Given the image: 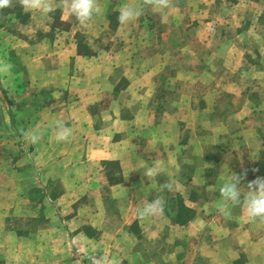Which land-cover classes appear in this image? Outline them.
<instances>
[{"label": "rangeland", "instance_id": "1", "mask_svg": "<svg viewBox=\"0 0 264 264\" xmlns=\"http://www.w3.org/2000/svg\"><path fill=\"white\" fill-rule=\"evenodd\" d=\"M114 1L94 0L99 12L83 26L68 12L70 1L60 4L58 9L72 17L73 31L88 33L78 36L76 41H84L94 52L111 54L115 65L108 66H122L120 61L124 58L119 48L127 40L118 38L111 28L119 11L118 6H110L109 2ZM104 2L108 6H103ZM213 9L215 13L219 11L220 28L228 26L224 20L229 15L227 8L207 10L211 13ZM242 10L233 11L243 14ZM100 13L105 14V18L112 14L115 22H101ZM178 13L176 10L170 13L171 19L178 24H157L159 30L169 28L167 38L149 39L155 44V66L164 65L168 69L161 75L160 82L164 81L155 94V130L145 129L144 125L135 134L136 147L141 154L129 171L136 178L141 174L143 180L128 184L123 181L124 173L118 164L107 163L101 173L102 181L79 184L80 191L72 193L77 197L49 199V196L66 195L64 192L73 189V184L52 181L48 176L51 166L45 165L42 189L31 190L37 196L42 191L41 200L27 202L24 213L10 217L7 224L20 231H0V242L6 239L0 245V264H40L35 260L40 254H43L42 264H264V219L249 221L241 205L230 202L225 205L219 192L229 172L242 177L238 186L242 187V200L247 183L264 178V144L259 148L260 142L256 140L258 132L264 129V117H241L248 114L250 107V110L258 109V105L264 108L258 104L259 94L264 96V87H257V82L264 80L261 66H257L258 45L250 47L251 54L245 56V63L235 61L240 66L222 67L220 58L218 63L213 58L211 64L208 52L205 53L210 48L186 35L194 25L184 22V16L178 19ZM146 24L144 32L149 27ZM233 29L227 31L229 35H234ZM227 40L231 42L233 38H227L225 43ZM234 44L241 52L242 43L237 40ZM138 55L139 60L144 58L140 52ZM240 56L242 58V53L232 57L240 60ZM200 60L202 70L196 69ZM211 65L216 75L208 70ZM211 75L219 83L216 91L209 85ZM198 78L202 85L194 92L190 84ZM227 81L232 84L230 88L224 86ZM190 96H195L196 100ZM261 110L264 114V109ZM160 149L168 156L166 162L156 161ZM254 159L262 162L255 165ZM146 161L154 163L157 175L144 177L145 167L149 166ZM179 162L182 170L177 168ZM172 176L177 182L170 183ZM164 185H171V188L162 187ZM98 192L103 196L98 197ZM123 192L135 194L120 198ZM194 197L198 201L194 209L198 208L196 218L200 224L192 231L198 233L196 236L190 235L192 227L186 228L195 213L185 203L194 201ZM157 198H162L165 214L140 219L139 211ZM34 210H42V213ZM89 242L94 245L91 250ZM118 252L121 259L114 262Z\"/></svg>", "mask_w": 264, "mask_h": 264}, {"label": "crops", "instance_id": "2", "mask_svg": "<svg viewBox=\"0 0 264 264\" xmlns=\"http://www.w3.org/2000/svg\"><path fill=\"white\" fill-rule=\"evenodd\" d=\"M69 1L46 0L53 8L46 15L40 11H25L19 0H10L9 6L0 8V62L9 65L8 71L0 72V231L3 232H17L20 228L7 226L10 217L24 213L27 202L37 198L41 200L43 192L40 190L37 196L31 190L42 189L40 184L47 170L45 165L51 166L48 176L52 177V181L73 184V189L64 192L66 195L60 198L49 196V199L77 197L72 193L80 191L79 184L102 181L101 173L105 171L107 163L118 164L124 173L123 181L128 184L143 180L141 174L136 178L129 171L138 162L135 158L141 154L140 148L136 147L138 139L135 134L144 125L148 130L156 125L155 94L164 81L160 82L161 75L168 69L164 65L155 66V44L149 39L168 37L169 28L159 30L157 24H178L171 19V10L179 12L178 19L184 16V22L194 25L186 35L190 39H199L203 46L210 48L205 53L208 52L211 64L213 58L216 63L220 58L222 67L240 66L236 62L245 63V56L251 54L250 47L258 45L257 66H261L259 68L264 75V0H163L165 7H160L162 0L109 2L110 6H118L119 10L124 5L143 9L138 18L127 24L115 20L113 26L112 14L106 18L103 13L98 16L101 22L112 24L111 28L118 38L127 40L119 48L124 58V61H120L122 66H108L111 63L115 65L111 54L94 52L84 41H76L78 36L88 33L73 31L74 27L70 24L72 17L58 9L60 4H68ZM103 6L108 4L104 2ZM188 7H194V10L190 8L189 11ZM218 7H225L229 11V15L224 17L228 26L224 28H220L219 11L215 13L213 9L209 13L207 10ZM234 9H243V14H236ZM43 18L46 22H43ZM145 23L146 26L149 24L147 32L143 31ZM231 29L234 35L227 32ZM229 37L233 40L225 43ZM145 39L147 41L144 42ZM237 40L242 43L241 52L235 48L237 44L234 42ZM138 52L144 58L139 60ZM241 53L240 60L232 57ZM124 62L126 64L123 66ZM202 67L200 60L196 69L202 70ZM208 70L216 75L212 65ZM214 75H211L209 84L211 89L219 87ZM257 83L258 88L264 87V80ZM190 85L195 92L202 81L198 78ZM224 86L230 88L232 84L227 81ZM190 97L196 100L195 96ZM259 97L258 104L264 105V96L259 94ZM250 109L248 114L241 117H264L261 113L264 108L260 105L258 109ZM59 124L69 131L64 141L56 139ZM32 134L39 137L35 144L30 143ZM261 134H264V129L256 137L260 142L259 148L264 144ZM122 135L124 137L120 138ZM159 153L156 161L166 162L168 156L161 149ZM146 162L154 166L152 161ZM177 168L182 170L180 162ZM171 182H177V178L172 176ZM133 194L135 192H123L120 198ZM91 195L89 193L88 197ZM97 195L103 196L100 192ZM195 199L192 201L194 203L185 201V205L194 210V218L186 224V228L192 227L190 235L196 236L198 233L192 231L200 224L196 218L198 208L194 209L198 202ZM34 212L41 214L42 210ZM68 230L72 231L70 228ZM8 235L12 237L11 233ZM17 235L20 236L19 233ZM92 247L93 243L89 242L88 249ZM50 259H54L53 256ZM117 259H121L119 252L114 262ZM35 260L42 264L43 254Z\"/></svg>", "mask_w": 264, "mask_h": 264}, {"label": "clouds", "instance_id": "3", "mask_svg": "<svg viewBox=\"0 0 264 264\" xmlns=\"http://www.w3.org/2000/svg\"><path fill=\"white\" fill-rule=\"evenodd\" d=\"M23 9L27 12L40 11L46 15L53 11V8L46 0H19ZM10 0H0V8L9 6ZM166 4L161 2L160 7H165ZM68 12L74 16L76 20L83 26L86 25L99 12L95 6L94 0H70L68 4ZM142 14V9L124 5L119 10L117 20L120 24H127L135 20ZM9 65L0 62V72H6ZM69 131L59 124L57 126L56 139L64 141L67 139ZM38 135L32 134L30 136V143H37ZM156 174L154 166H146L144 175L149 178ZM242 177L229 172L228 179L220 186L219 192L225 205L231 203L232 205H241L246 213L249 221H254L257 218L264 219V178L258 177L253 181L247 183V191L244 192L243 200L241 199V188L238 187L241 183ZM162 187L171 188V185H164ZM164 203L162 198L154 199L146 204L138 213L140 219H147L163 214Z\"/></svg>", "mask_w": 264, "mask_h": 264}]
</instances>
